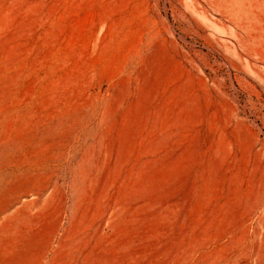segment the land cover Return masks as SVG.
Listing matches in <instances>:
<instances>
[{"label":"rangeland","instance_id":"obj_1","mask_svg":"<svg viewBox=\"0 0 264 264\" xmlns=\"http://www.w3.org/2000/svg\"><path fill=\"white\" fill-rule=\"evenodd\" d=\"M88 217L51 264H264V0H0V242Z\"/></svg>","mask_w":264,"mask_h":264},{"label":"crops","instance_id":"obj_2","mask_svg":"<svg viewBox=\"0 0 264 264\" xmlns=\"http://www.w3.org/2000/svg\"><path fill=\"white\" fill-rule=\"evenodd\" d=\"M78 222L64 232L63 242H57L55 237L49 242H39L37 235L34 242H0V264H51L56 254L58 256L64 252L67 242H97L93 236L89 237L92 219L88 217L83 226H78ZM67 245L70 248V243Z\"/></svg>","mask_w":264,"mask_h":264}]
</instances>
